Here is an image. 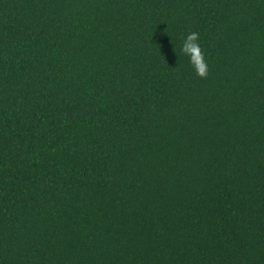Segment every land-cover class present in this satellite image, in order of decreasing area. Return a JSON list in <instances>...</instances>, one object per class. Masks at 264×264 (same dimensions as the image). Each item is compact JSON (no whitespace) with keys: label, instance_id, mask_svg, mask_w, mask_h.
I'll use <instances>...</instances> for the list:
<instances>
[{"label":"trees","instance_id":"16d2710c","mask_svg":"<svg viewBox=\"0 0 264 264\" xmlns=\"http://www.w3.org/2000/svg\"><path fill=\"white\" fill-rule=\"evenodd\" d=\"M0 264H264V0H0Z\"/></svg>","mask_w":264,"mask_h":264},{"label":"clouds","instance_id":"9594fccd","mask_svg":"<svg viewBox=\"0 0 264 264\" xmlns=\"http://www.w3.org/2000/svg\"><path fill=\"white\" fill-rule=\"evenodd\" d=\"M198 40V33L193 32L189 34L183 42L181 51L186 57H188L196 75L200 78H206L208 74V66Z\"/></svg>","mask_w":264,"mask_h":264}]
</instances>
